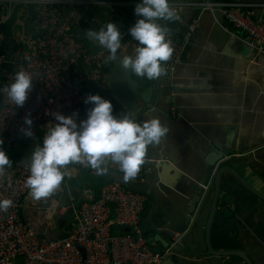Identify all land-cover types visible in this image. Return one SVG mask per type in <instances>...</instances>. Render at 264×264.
<instances>
[{
  "label": "crops",
  "instance_id": "crops-1",
  "mask_svg": "<svg viewBox=\"0 0 264 264\" xmlns=\"http://www.w3.org/2000/svg\"><path fill=\"white\" fill-rule=\"evenodd\" d=\"M123 1L138 3V0ZM201 1L169 0V4H187L180 10L181 19L159 21L180 39L186 25L197 19L196 32L176 69L170 74L165 70L155 80L130 73L131 81L137 83L139 90L155 92L147 96L149 104L137 100L134 111L145 107L139 120L158 117L170 128L160 145L149 147L145 157L149 162L141 166L139 177L126 181L122 174L109 170L105 175H97L91 168L78 170L69 166L64 183L49 197L36 200L29 191L23 200L20 213L23 223L37 235L49 239L68 237L79 222L83 191L92 189L98 194L106 183L117 181L121 176L120 183L123 182L127 189H132L128 184L134 183L135 190L147 197L142 221L149 222V229L153 227L173 235L178 233L177 247L186 253L184 256L188 257L189 264H244L237 257L215 256L206 250V224L216 175L223 165L216 164L211 168L205 188L201 184L208 176V163L216 159L215 146H221L231 153L225 157L230 158L227 166L264 198V54L248 46L243 33L221 17L189 5ZM134 9L83 10L70 33L85 41L88 46L82 42L91 49L101 47L98 42L86 38V31H98L108 22L129 30L140 18ZM255 15L264 19V10H256ZM26 30H30V26ZM137 46L130 37L125 45H121L119 56H134ZM80 70L91 79L90 89L101 87L97 81L102 84L108 77L107 73L86 66ZM3 86L2 79L0 88ZM124 113L114 110L117 116ZM32 131V137L20 132L14 150L6 152L11 160L10 169L30 164L32 151L40 146L46 135L42 127ZM198 188L203 190L202 198L192 210L189 224L184 225ZM179 226H183L182 231L176 232ZM209 241L216 252L238 251L252 264H264V201L228 173L221 179L219 204Z\"/></svg>",
  "mask_w": 264,
  "mask_h": 264
},
{
  "label": "built area",
  "instance_id": "built-area-1",
  "mask_svg": "<svg viewBox=\"0 0 264 264\" xmlns=\"http://www.w3.org/2000/svg\"><path fill=\"white\" fill-rule=\"evenodd\" d=\"M172 3L170 6L176 13L174 20L180 21V10L187 4ZM136 4L123 0H0V75L3 85L14 82L19 71H27L33 77V88L22 107L15 106L4 93L0 98V140H3L2 147L6 152L14 150L20 129L26 127V116L33 120L32 130L42 127L46 133L56 122L55 113L66 116L77 113L78 120L86 119V112L92 105L85 104L84 100L91 94L89 85L92 81L78 68L79 63L106 73L111 55L102 46L99 49L85 46L70 33V29L79 22L83 10L135 7ZM30 5L33 6L30 30L23 24L22 31L26 30V35L14 33V10ZM189 5L221 17L243 33L248 46L264 54V19L255 15L256 10H264V2L202 0ZM11 19L8 42L1 29ZM196 29L197 19H192L180 39L168 32L166 38L171 41L174 51L165 62L167 73H172L181 63L185 47ZM119 30L121 45H125L131 35L125 27ZM4 65H9L10 71ZM97 83L101 85V81ZM105 159L109 171L123 175L118 164L110 157ZM145 162L149 160L145 158ZM69 166L78 170L90 168L84 162L69 164L62 171ZM29 175L30 164L18 169L6 167L0 172V200L13 202L7 211H0V264H161L179 243L176 233L165 250L154 251L140 229L147 197L116 180L106 183L98 194L92 189L83 191L79 222L68 237L49 239L37 235L20 219L23 200L30 191L25 184ZM138 177L139 173L132 179Z\"/></svg>",
  "mask_w": 264,
  "mask_h": 264
},
{
  "label": "clouds",
  "instance_id": "clouds-1",
  "mask_svg": "<svg viewBox=\"0 0 264 264\" xmlns=\"http://www.w3.org/2000/svg\"><path fill=\"white\" fill-rule=\"evenodd\" d=\"M134 13L140 17L129 28V34L137 42L135 55L120 57L122 33L116 24L108 22L98 31L87 30L86 38L98 42L118 60L123 71L138 77L155 80L165 72V62L173 54L171 41L166 37L169 29L159 21H172L176 13L169 0H138ZM33 88V77L27 71H19L14 82L0 89L17 107H22ZM85 104H90L86 119L78 120L77 113H55V123L48 127L42 141L30 156V175L25 184L36 200L49 197L61 185L66 173L62 169L69 164L86 162L97 175H105L106 157L119 165L124 179L135 178L145 163L150 146L160 145L170 128L158 117L138 120L136 112L128 110L121 116L114 115L113 103L99 94H89ZM33 120L24 118L20 131L32 137ZM0 140V172L11 167V160ZM10 199L0 200V211L12 206Z\"/></svg>",
  "mask_w": 264,
  "mask_h": 264
},
{
  "label": "water",
  "instance_id": "water-1",
  "mask_svg": "<svg viewBox=\"0 0 264 264\" xmlns=\"http://www.w3.org/2000/svg\"><path fill=\"white\" fill-rule=\"evenodd\" d=\"M33 15V6L30 5L27 8V17L24 22V26L26 28H29L30 23H31V18ZM13 24V19L9 20L8 23L1 29L2 33L5 35L6 40L9 42L10 39V28L11 25ZM107 50V49H106ZM108 51V50H107ZM109 52V51H108ZM110 54V53H109ZM111 55V54H110ZM118 55H120V52L118 50ZM4 68L8 71H10V66L9 65H4ZM107 73V78L104 83H102L99 88H91L90 92L91 94H99L103 98L110 100L113 103V110L118 109L120 112H127L128 110H133L137 100H143L145 104H149V100L147 99V96H152L155 94V92L148 91V90H139L137 87V83L131 81L130 79V73L125 72L122 70V68L119 65V61H113L111 59V64L109 68L106 70ZM7 86H3L5 88ZM3 92H0V98L2 96ZM155 99V98H154ZM156 102V99L154 101ZM1 106V102H0ZM145 110V107L139 108L136 110V115L139 120L141 117L142 112ZM134 111V110H133ZM214 153L217 155L216 159L214 158V161L211 163H208L209 172L208 176L205 178V180L202 182V186H205L207 183L210 175H211V168H214L216 164L223 165L221 167L216 175L215 179V188H214V195L210 207V212L208 216V221L206 224V230H205V244H206V250L209 254L215 255V256H222V257H237L242 260L244 264H252L250 259L243 254L242 252L238 251H221V252H216L214 251L211 246H210V229L211 225L213 223V219L215 216V212L218 209V204H219V188L221 185V179L224 175V173L230 174L235 180H238L240 183L246 185V187L249 189L250 192L255 194L259 199L264 201V198L260 196L258 193H256L254 190H252L251 187L247 186L245 184L244 180L237 174L235 171L227 166V164H230V158H225L229 157L231 153L229 151L224 150L221 146H215L214 148ZM117 179L122 180L123 177H117ZM117 180V181H118ZM64 183V180L62 181ZM123 184V182H121ZM127 182H125L126 184ZM124 185V184H123ZM130 189L133 192L139 193L138 191L135 190V184H128ZM203 195V190L201 188H198L197 195L195 197V200L192 202L190 209L188 211V216L185 218V223L184 225H188L190 222V215L192 213V210L194 211L195 208L197 207L199 201L201 200ZM20 219L23 222V217L20 214ZM183 226H179L176 229V232H181ZM140 229L142 231V235L147 239V242L150 244V246L153 248L154 251L156 252H161L165 250L168 245H169V240L172 237L173 234H169L167 232H161L158 231L156 228L151 227L149 229V222L147 220H143L140 225ZM83 253V250H81ZM186 254V253H185ZM182 249L176 247L172 253L165 258L161 264H189L188 257L184 256Z\"/></svg>",
  "mask_w": 264,
  "mask_h": 264
},
{
  "label": "rangeland",
  "instance_id": "rangeland-1",
  "mask_svg": "<svg viewBox=\"0 0 264 264\" xmlns=\"http://www.w3.org/2000/svg\"><path fill=\"white\" fill-rule=\"evenodd\" d=\"M26 13H27V7L25 6H18L14 12H13V17L15 19V29H14V33H17V34H21L23 33L24 35H26V30L25 31H22L23 30V24H24V21H25V18H26ZM25 29V28H24ZM81 40V39H80ZM83 40H81L82 42ZM85 43V41H83ZM87 45V43H85ZM88 46V45H87ZM95 49H99L101 47L99 46H94ZM84 65L82 63H79V67L81 69V67H83ZM0 85H2V77L0 75Z\"/></svg>",
  "mask_w": 264,
  "mask_h": 264
}]
</instances>
